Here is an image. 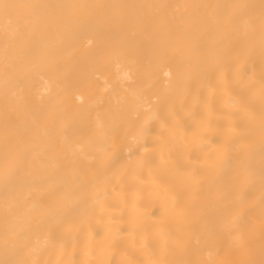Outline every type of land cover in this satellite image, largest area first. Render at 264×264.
Returning a JSON list of instances; mask_svg holds the SVG:
<instances>
[{"label":"bare ground","instance_id":"6f19581e","mask_svg":"<svg viewBox=\"0 0 264 264\" xmlns=\"http://www.w3.org/2000/svg\"><path fill=\"white\" fill-rule=\"evenodd\" d=\"M0 261L260 264L264 0H4Z\"/></svg>","mask_w":264,"mask_h":264},{"label":"snow or ice","instance_id":"6c2138e0","mask_svg":"<svg viewBox=\"0 0 264 264\" xmlns=\"http://www.w3.org/2000/svg\"><path fill=\"white\" fill-rule=\"evenodd\" d=\"M43 7L46 6L32 4H10L4 2V0H0V9H2L6 21L5 31L7 32L9 30V27L13 23V19H15V23L17 26L24 22L25 16L21 15L18 10L25 9L27 10L28 15H31L34 11L39 10ZM0 264H4V262L0 261ZM260 264H264V260H262Z\"/></svg>","mask_w":264,"mask_h":264}]
</instances>
